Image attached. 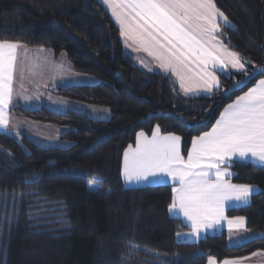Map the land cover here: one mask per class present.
<instances>
[{
    "label": "trees",
    "instance_id": "16d2710c",
    "mask_svg": "<svg viewBox=\"0 0 264 264\" xmlns=\"http://www.w3.org/2000/svg\"><path fill=\"white\" fill-rule=\"evenodd\" d=\"M213 3L232 24L219 36L244 71L218 74L219 88L189 97L171 75L137 65L99 0H0V41L62 55L75 74L99 80L49 92L110 113L98 120L44 106L10 109L16 118L63 128L59 139L68 146L43 148L23 133L0 131V264H206L264 253V168L229 167L232 183L257 188L249 204L226 211L257 236L239 245L225 232L178 241L188 227L168 214L172 187L127 188L122 178L123 154L138 133L177 135L186 157L193 138L264 79L247 81L264 64V0Z\"/></svg>",
    "mask_w": 264,
    "mask_h": 264
},
{
    "label": "snow or ice",
    "instance_id": "6c2138e0",
    "mask_svg": "<svg viewBox=\"0 0 264 264\" xmlns=\"http://www.w3.org/2000/svg\"><path fill=\"white\" fill-rule=\"evenodd\" d=\"M120 26L121 36L148 52L164 71L179 79L185 94L203 86L219 88L214 69L231 64L244 70L236 53L219 43L220 17L230 27L213 0H104ZM17 43L0 41V127H7L5 110L11 102L12 82L18 59ZM264 73V69L261 70ZM247 75V73H246ZM242 83V82H239ZM238 155L264 163V80L238 96L220 115L211 131L192 140L187 159L181 154V137L160 136L159 128L149 139L137 134L136 147L124 152L122 176L126 182L166 177L178 183L172 188L169 211L177 208L190 222L192 235L212 228L223 218L228 201L247 202L252 189L232 185L220 165ZM215 174L213 180L212 174ZM92 187V185H90ZM243 226L244 219L227 221ZM209 264H214L212 258ZM224 264H230L225 261ZM236 264V262H231Z\"/></svg>",
    "mask_w": 264,
    "mask_h": 264
},
{
    "label": "crops",
    "instance_id": "0c3cea01",
    "mask_svg": "<svg viewBox=\"0 0 264 264\" xmlns=\"http://www.w3.org/2000/svg\"><path fill=\"white\" fill-rule=\"evenodd\" d=\"M99 1L102 3L104 8L108 11L109 15L111 16L113 22L115 23V25L117 26L121 34L120 26L116 22L115 17H113L112 15V9L107 4L104 3V0H99ZM217 23L219 24L220 30H221V27H226L224 25L223 20L220 17H217ZM228 24L231 27L232 24L229 21H228ZM219 32L215 34L217 36L219 43L222 44L225 48H227L228 51L235 53L234 51L230 50L221 41ZM122 41H123L125 52L134 59V61L137 63L138 66L150 72H160V73L171 75L176 81L179 89L184 95L189 96V97L208 95L216 88V86L213 85L212 91L208 92V91H205L203 86H197L194 91L185 94V92L180 87L179 79L171 72V70L167 72L164 71L160 67L159 62L156 59H154L153 56L149 55L148 52L143 51L138 46V44H134L132 40L127 39L126 37H122ZM18 45H19L18 59L16 62V70H15L13 82L11 85L12 87L11 102L8 108L5 110V116L7 118L8 123H7V127H0V131L12 137H15L14 134L23 133L38 146H41L40 142L43 141L42 139H47V138L57 139L58 138V140H60L59 138L61 134L64 132L63 128L53 126V125L39 124V123H35L29 120L16 118L10 114V109L15 105H21L29 109H34V108L44 106L50 110H54L58 112H66L69 110L76 111L69 105L67 107L66 106L60 107L63 109H60V108L56 109V107H49L48 104L45 103V100H50L52 102L59 103L57 102V101H60L59 99L65 102L78 103V102H72V101H68V100H64L62 98L56 97L49 92L50 88H54L58 86L65 87V86H70V85H77V84L72 83L73 82L72 79H74L76 74L72 71L70 65L68 64L64 56L60 55L59 57H54L53 54L49 51H46L43 49H32V48H28L20 44ZM213 71L217 77L218 74H221V73H228V72L240 73V72H243L244 70L242 71L237 70L233 68L231 64H228L222 69L219 66H217V68L214 69ZM260 80H264V79H260ZM260 80H258L254 84L253 87H256ZM81 113H83V111ZM218 119H220V116ZM32 128L35 130V133L29 132ZM211 129L209 131H211ZM48 131H50V133ZM152 134L151 135L145 134V136L150 139L152 137ZM159 135L165 136L160 133ZM36 138H41V141L40 142L37 141ZM136 140H137V136H136ZM136 140H135V143L132 145L133 148L136 147ZM184 158L187 159V156ZM123 161H124V154H123V159H122V169H123ZM234 162L252 164V165L264 168V163H261L258 159L253 158L250 155L245 158H241L238 155L231 157L225 163L221 164L220 168L222 171L230 173V175H227L225 177V180L227 181V183H230L232 185H236V184L232 183L231 181L233 177V172L230 170L229 167ZM122 178L124 181V185L127 188H138V187L155 186V185H168V186H171L172 188L179 186L178 183H173L171 179L166 178V177H160L159 179L149 178L148 180H142L139 182H136V181L126 182L123 176ZM211 178L215 180L214 171H213ZM237 186H240V185H237ZM249 187L252 189V191L248 197L247 202L236 201V200L228 201L224 208L223 218L220 219V221L216 223L212 228L202 230L198 235L191 234L192 228H191L190 222L186 219V217H184L183 213L178 208L171 212L168 209V214L171 218L182 221V223L188 227L187 231L177 234L178 241L194 243L208 235L225 232L227 234V239L230 245H239V244H242L244 242H247L257 237L256 235L250 234L246 231V227H245L246 222L244 218H243L244 219L243 226H237L234 224L230 228L227 223L228 220H234L236 218H241V217L229 218L226 216V211L229 209L240 208V207H243L249 204L252 195H254L257 192L256 187L254 186H249ZM172 197H173V193H172ZM209 259L207 260L206 264H209ZM213 261H214V264H224L225 261H229L230 264L231 262H236V264H264V253H260V252L254 253L250 256L243 257L240 259H230V260H224L222 262H216L215 260Z\"/></svg>",
    "mask_w": 264,
    "mask_h": 264
},
{
    "label": "rangeland",
    "instance_id": "374dc122",
    "mask_svg": "<svg viewBox=\"0 0 264 264\" xmlns=\"http://www.w3.org/2000/svg\"><path fill=\"white\" fill-rule=\"evenodd\" d=\"M62 56V55H61ZM73 80V84H89V83H97L99 80L88 76V75H79L76 74ZM60 101H57L59 103H55L52 102L50 100H45V103L48 104L49 107H56V109L63 107V106H70L73 109L79 112L86 113L88 116L94 118V119H98V120H107L110 116V113L108 112L107 109H103V108H97V107H93V106H89V105H85V104H81V103H70V102H65V101H61V99H59ZM73 102V101H72ZM63 109V108H60ZM37 123V122H35ZM41 124V123H39ZM47 125V124H46ZM25 129V128H24ZM21 131V130H20ZM29 131V130H28ZM29 132H34L35 130L32 128ZM50 133V131H48ZM19 133L14 134L15 137H19ZM31 135V134H30ZM33 137V135H32ZM37 141H41V138H36ZM43 141L40 142L41 147L43 148H53V147H67L68 144L65 142L63 143L62 141L58 140V138H47V139H42ZM67 144V145H66ZM71 145V144H70ZM90 185H92V187H90ZM88 189L92 192L96 191L98 188V185L95 182H89L87 185Z\"/></svg>",
    "mask_w": 264,
    "mask_h": 264
},
{
    "label": "water",
    "instance_id": "95a60500",
    "mask_svg": "<svg viewBox=\"0 0 264 264\" xmlns=\"http://www.w3.org/2000/svg\"><path fill=\"white\" fill-rule=\"evenodd\" d=\"M262 69H264V64L261 67L252 71L251 74L248 75L247 81L254 80L260 76H264V73L261 72Z\"/></svg>",
    "mask_w": 264,
    "mask_h": 264
}]
</instances>
